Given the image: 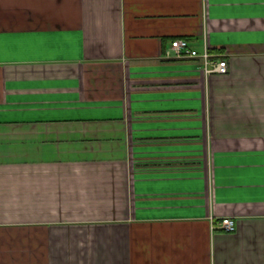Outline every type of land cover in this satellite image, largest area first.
<instances>
[{
  "label": "crops",
  "instance_id": "crops-1",
  "mask_svg": "<svg viewBox=\"0 0 264 264\" xmlns=\"http://www.w3.org/2000/svg\"><path fill=\"white\" fill-rule=\"evenodd\" d=\"M0 264H264V0H0Z\"/></svg>",
  "mask_w": 264,
  "mask_h": 264
},
{
  "label": "built area",
  "instance_id": "built-area-1",
  "mask_svg": "<svg viewBox=\"0 0 264 264\" xmlns=\"http://www.w3.org/2000/svg\"><path fill=\"white\" fill-rule=\"evenodd\" d=\"M164 56L167 58H197L200 60V66L206 74L217 72L226 73L228 70L227 60L223 54L212 52L205 47L203 50L193 48L189 41L185 38H175L170 42L169 48ZM216 227L224 231H234L236 229V221L233 217L225 216L217 219Z\"/></svg>",
  "mask_w": 264,
  "mask_h": 264
}]
</instances>
